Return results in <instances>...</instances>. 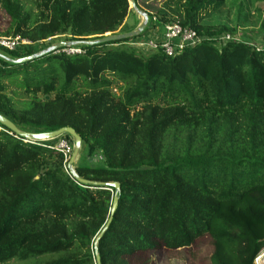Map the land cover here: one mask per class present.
Instances as JSON below:
<instances>
[{
  "label": "trees",
  "instance_id": "obj_1",
  "mask_svg": "<svg viewBox=\"0 0 264 264\" xmlns=\"http://www.w3.org/2000/svg\"><path fill=\"white\" fill-rule=\"evenodd\" d=\"M136 1L160 27L192 29L201 42L174 56L123 40L24 64L0 59V114L35 133L72 127L79 158L91 160L79 176L120 184L101 264L164 255L255 264L264 248V51L243 39L221 45L236 29L203 23L227 0ZM0 12V37L32 45L115 35L134 13L129 0H0ZM28 49L2 51L17 60ZM38 143L0 130V264H96L116 192L78 183L65 155Z\"/></svg>",
  "mask_w": 264,
  "mask_h": 264
},
{
  "label": "water",
  "instance_id": "obj_2",
  "mask_svg": "<svg viewBox=\"0 0 264 264\" xmlns=\"http://www.w3.org/2000/svg\"><path fill=\"white\" fill-rule=\"evenodd\" d=\"M129 1L131 3L132 9L136 11L139 15H141L143 19L139 27L131 32L125 34H116V35L108 34L105 35L103 38L94 41H86V42L60 41L47 47L46 49H43L39 53L33 54L31 56L23 57L17 60H12L6 57L5 55L0 54V59H3L13 64H24L36 60L38 58H42L46 55L57 53L61 50L65 51L69 48H74L82 44L87 46H95L100 44L118 42L123 40H132L138 38L147 30L150 18L148 13L140 11L136 0H129ZM0 126L3 128V130H7L10 134L14 135L19 140L28 143L46 142L61 138L63 136H70L73 139L74 149L68 161L67 168L72 178L75 179L78 183L84 186L92 187L94 189L109 190V188H113L115 190L116 194L113 200L112 209L110 212V218L107 224L105 225L104 229L102 230V232L99 234V236L95 241L94 251H95L96 264H101L98 245L102 240L103 236L105 235V233L107 232V230L109 229L113 221V218L116 214L119 204V195L121 193L120 184L117 182H109V183L92 182L79 176L74 165L78 161L82 153L83 141L81 136L78 135L72 127H64L57 131H52V132L35 133L24 129H20L15 123H13L10 119H8L6 116L2 114H0Z\"/></svg>",
  "mask_w": 264,
  "mask_h": 264
},
{
  "label": "rangeland",
  "instance_id": "obj_3",
  "mask_svg": "<svg viewBox=\"0 0 264 264\" xmlns=\"http://www.w3.org/2000/svg\"><path fill=\"white\" fill-rule=\"evenodd\" d=\"M147 1L153 3L154 0H140L141 5L145 6L144 2H147ZM157 1H163V0H157ZM153 4L154 6H156L155 3ZM150 6H145V7L150 8ZM130 8L132 9L131 3H130ZM139 9L140 11L146 12L144 10L145 8L144 9L139 8ZM133 12H134L133 15L131 14L128 17V20L126 21L124 26L121 28V30L117 34L128 33V30L142 23L143 19L141 15H139L134 10ZM151 12L155 13V10H152ZM0 21L2 23L5 21V18L1 12H0ZM203 23L205 25H212V26L213 25H224L229 28H235L237 31L236 39H240V40L243 39L252 45L259 44L260 42H262V40H264L263 39L264 0H227V4L222 10H220L219 12L210 14L207 17H204ZM139 25L137 26V28L139 27ZM162 33L163 31H161V29H159V32H156V30L154 31L152 28L148 27L147 30L140 37L130 40L128 42V45L132 46L131 44L133 42L136 43L138 39L143 36H146V37L147 36L148 37L161 36ZM55 43L57 42L47 41L45 43L35 44L32 46H29L28 47L29 49L27 50V52L32 51L33 54H36ZM72 49L73 48H69L65 51L68 53H72V51H74ZM0 54L4 55V52L0 50ZM63 137L52 140L50 141V143H53L54 145H60L63 140L62 139ZM73 146H74V143H73ZM86 161L89 162L91 160H89V158L86 157L85 155L81 156V158H79L78 161L75 163L74 167L76 168L79 164L80 165L82 163L84 164V162ZM153 264H183V262L179 263L178 261L172 260V258H169L167 255H164L160 259H156V261Z\"/></svg>",
  "mask_w": 264,
  "mask_h": 264
},
{
  "label": "built area",
  "instance_id": "obj_4",
  "mask_svg": "<svg viewBox=\"0 0 264 264\" xmlns=\"http://www.w3.org/2000/svg\"><path fill=\"white\" fill-rule=\"evenodd\" d=\"M148 27L152 28L154 31L156 28H160L163 31L161 36H143L138 39L136 43L131 45L141 52L150 53L156 52L158 50H163L168 56H174L186 47H192L201 42L202 38L197 35L195 31L189 28H184L178 24L166 25L160 27L156 19L150 20ZM231 35H223L219 38V44L224 45L226 42L234 41ZM32 44L20 37H0V49L7 52H23L26 47ZM258 50L264 51V42L254 45ZM72 53L80 54L82 51L77 48H73ZM0 130H3L0 127ZM38 145L54 149L56 151L62 152L66 157V163L73 153V144L62 140L60 145H54L48 142H39ZM67 169V166H66ZM255 264H264V248L260 251L255 259Z\"/></svg>",
  "mask_w": 264,
  "mask_h": 264
},
{
  "label": "crops",
  "instance_id": "obj_5",
  "mask_svg": "<svg viewBox=\"0 0 264 264\" xmlns=\"http://www.w3.org/2000/svg\"><path fill=\"white\" fill-rule=\"evenodd\" d=\"M155 30H156V32H159V28H156Z\"/></svg>",
  "mask_w": 264,
  "mask_h": 264
}]
</instances>
